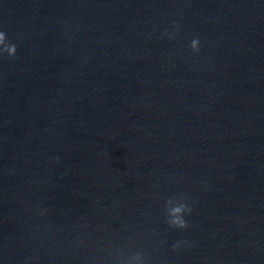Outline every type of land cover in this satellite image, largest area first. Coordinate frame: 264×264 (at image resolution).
<instances>
[{
	"label": "water",
	"instance_id": "95a60500",
	"mask_svg": "<svg viewBox=\"0 0 264 264\" xmlns=\"http://www.w3.org/2000/svg\"><path fill=\"white\" fill-rule=\"evenodd\" d=\"M0 34V264H264V0H0Z\"/></svg>",
	"mask_w": 264,
	"mask_h": 264
},
{
	"label": "clouds",
	"instance_id": "9594fccd",
	"mask_svg": "<svg viewBox=\"0 0 264 264\" xmlns=\"http://www.w3.org/2000/svg\"><path fill=\"white\" fill-rule=\"evenodd\" d=\"M0 36H2V34H0ZM176 211H179V209H177ZM171 222H172V223H175L176 226H178V227H183V222H182V221L177 222V221L173 220V221H171Z\"/></svg>",
	"mask_w": 264,
	"mask_h": 264
}]
</instances>
